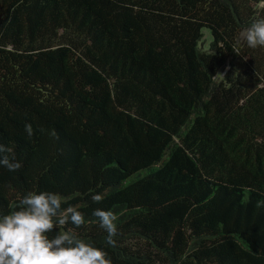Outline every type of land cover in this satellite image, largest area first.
Returning a JSON list of instances; mask_svg holds the SVG:
<instances>
[{"label":"trees","instance_id":"obj_1","mask_svg":"<svg viewBox=\"0 0 264 264\" xmlns=\"http://www.w3.org/2000/svg\"><path fill=\"white\" fill-rule=\"evenodd\" d=\"M0 264H264V0H0Z\"/></svg>","mask_w":264,"mask_h":264},{"label":"rangeland","instance_id":"obj_2","mask_svg":"<svg viewBox=\"0 0 264 264\" xmlns=\"http://www.w3.org/2000/svg\"><path fill=\"white\" fill-rule=\"evenodd\" d=\"M210 41H211V36L209 34V31L207 29H204V36L200 43V47L202 49H208Z\"/></svg>","mask_w":264,"mask_h":264}]
</instances>
